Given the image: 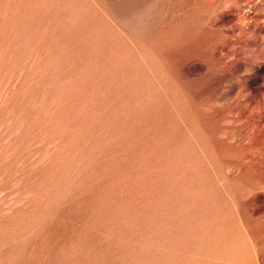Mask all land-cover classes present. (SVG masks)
Listing matches in <instances>:
<instances>
[{
  "label": "rangeland",
  "instance_id": "1",
  "mask_svg": "<svg viewBox=\"0 0 264 264\" xmlns=\"http://www.w3.org/2000/svg\"><path fill=\"white\" fill-rule=\"evenodd\" d=\"M0 264H264V0H0Z\"/></svg>",
  "mask_w": 264,
  "mask_h": 264
}]
</instances>
